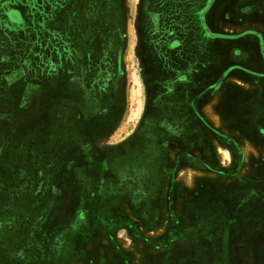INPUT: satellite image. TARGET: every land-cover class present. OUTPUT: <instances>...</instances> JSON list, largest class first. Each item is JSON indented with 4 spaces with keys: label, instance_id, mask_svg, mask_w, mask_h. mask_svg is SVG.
Wrapping results in <instances>:
<instances>
[{
    "label": "rangeland",
    "instance_id": "1",
    "mask_svg": "<svg viewBox=\"0 0 264 264\" xmlns=\"http://www.w3.org/2000/svg\"><path fill=\"white\" fill-rule=\"evenodd\" d=\"M138 1L0 0V34L4 37L13 23L19 25L20 21L23 26L30 28L37 21L53 20L56 24L54 31L62 37L64 45H70L64 46L68 50L64 55L60 54L62 58L65 57L64 61H69V67L77 70L79 62H83L82 66L86 62L92 69L96 63L101 73V84L107 85V89L110 87L109 75H117V85L122 91L117 94L116 100L123 103L126 93L128 96L132 94V85L137 84V88H141L143 71L147 67L141 60L142 54L149 49L154 53L150 65L156 69V55L160 50L157 44L145 46L141 43L142 31L138 26L142 14L133 11ZM228 3L230 12L226 19L229 18L231 25L229 38L199 35L196 44L186 53H181L179 58L182 59V67L206 64L205 67L200 66V75L194 84L197 86L196 92L211 81L210 76H217V79L222 77V71L227 66L224 83H219L225 85L224 88L220 87L224 89V95L211 91L200 99L231 106L227 111L230 117H235L232 120L237 121L236 117H240L247 125L229 124V128L223 129L230 137L229 151L220 152V158L214 159L213 166L208 162V168L201 157L198 158L200 168L195 179L198 183V199L202 201L198 204V211L203 212L199 218L203 223L213 218V222H209L213 223V247H209L211 236L201 237L203 244H194L196 247L192 250L188 249L189 243L184 242L176 254V264H264V123L251 124L254 117H257V121L264 120V101H257V112L250 106L255 97L243 104L249 95H257L256 79L250 82L251 94L245 99L244 89L238 86V76L243 75V64L249 62L246 47L249 32H257V0H219L212 14L220 17L223 13L226 15ZM95 5H128L131 10L128 18L134 23L129 44H126L125 14H117L118 21H121L118 23H115V15L111 16L114 21L112 27L101 28V32L108 33L102 36L105 44L102 49L96 47V52L104 59L101 61L91 58L93 53L90 49L93 46L88 42L95 38L94 29L84 28L93 19L102 26L109 20V13H84V10L93 12ZM15 8L22 11V20L17 13H12ZM154 16L157 19V14ZM207 19H210V15L206 17V22ZM150 20L155 22L154 17H150ZM62 22L70 29H63ZM78 24L81 26L79 30ZM35 28L37 33L43 31L36 25ZM28 32L23 34L25 38L29 37L26 35ZM111 35L112 39L109 40ZM13 38L8 39L12 41ZM62 39L59 38V43ZM78 42L80 47L74 45L73 49V44ZM238 47L240 49L235 51ZM28 48L27 45L22 50ZM29 69L28 57L23 56L20 61L15 59L14 52L0 55V264H77L78 261L99 264L107 261L116 245L112 237L99 236L94 219L103 213L102 208H109L107 203L110 197H105V193H110L109 182L120 178L122 181H136L135 185H139L137 180L147 177L146 183L153 184L149 195L152 199L156 190L160 193L163 191L158 189L162 186L159 176L154 173L160 170L159 165H156L157 162L149 164V152L142 146L136 148L128 158L122 155L125 154L123 151L111 149L121 143L117 140L120 138L118 134L123 137L131 127L126 132L124 125L118 126L122 129L117 134L115 130L110 131L115 128L117 121H111L110 118L118 116L117 110L121 108L115 112L106 105L116 94L106 91L94 93L89 89L93 83V71L89 69L85 79L73 78L77 86L69 83L70 91H55L50 96L52 111L48 117L41 116L38 122H31V115L36 111L35 104L40 105L44 99L41 94L35 98L36 94L31 93ZM84 83L87 84L85 92L79 93ZM139 90L135 94H139ZM185 100V96H181L180 102ZM78 102H85L87 107V103H93L90 104L92 108L86 109L84 125L78 120L82 114L77 107ZM97 102L102 105L99 106ZM102 116L106 118V128L103 126L94 132L93 126L96 124L93 121L100 120ZM217 126L218 130L223 128L222 124ZM95 134L101 136L100 140H96ZM111 150L114 151L113 156ZM111 170H114L112 174ZM159 175L162 176L161 173ZM188 176L189 172H182L183 179ZM103 179L108 186L100 188ZM121 188V193H128ZM202 191L209 194H203ZM153 210H157V207H153ZM179 210L187 211L183 207ZM184 238L191 242L194 236L187 235ZM141 239L137 241L148 238ZM119 240L125 245L132 244L130 237H120ZM157 242L151 240L150 244L156 246ZM207 247L209 254L205 255L203 250ZM136 250L139 256H143L149 248L147 245H137ZM165 254L160 256L164 258ZM112 256L114 260H119L114 252ZM161 264L173 263L168 261Z\"/></svg>",
    "mask_w": 264,
    "mask_h": 264
},
{
    "label": "crops",
    "instance_id": "2",
    "mask_svg": "<svg viewBox=\"0 0 264 264\" xmlns=\"http://www.w3.org/2000/svg\"><path fill=\"white\" fill-rule=\"evenodd\" d=\"M218 5L219 0L138 1L136 9L133 11L142 14V21H140L138 26L142 31L143 39L141 43L145 46L157 44L156 46H159L158 50H160L156 55L158 57L156 58V69H152L150 65L154 53L151 52L149 47L147 49L150 51L147 50L145 51L146 53L142 54L141 60L147 67L143 71L142 83H140L141 88L139 90L137 84L132 85V94L128 96L126 93L123 103L116 100L117 94L122 91L117 85V75H109L110 87L107 89V85L101 84V73L97 70L98 67L92 65V69H90L88 62V64L85 62L83 66V62L82 64H79V62L77 70H74V67H69V61H64L65 57L62 58L61 55L68 51L64 46L70 47V45H64L62 37L58 32L54 31L56 24L53 20L37 21L35 23L36 27L43 30L38 33L35 25L29 28L26 25L23 26L20 21L19 25L13 23L7 32L8 34L6 33L4 37L0 34V55L14 52L15 59H20V61L23 56L28 57L30 63L29 78H31L29 89L31 93L36 94L35 98H38L37 95L41 94V98L44 99L40 105L38 103L35 104L34 108H36V111L31 115V122H38V118L41 116L48 117L52 111L49 103L51 100L50 96L55 91H70L69 83L77 86L73 78L85 79L86 71L89 69L93 71V83L89 85V89L94 93L106 91L116 94L106 105L113 108L115 112L121 108L117 110L119 112L118 116L110 118L111 121L114 119H117V121L115 128L109 130H115L117 134L122 129L120 128L121 125L125 126L126 132L128 127H131L130 131L123 137H121L122 134H118L120 138L117 140L121 143L115 144L111 149L116 148L118 151H123L125 154L122 155L128 158L132 156L136 148L142 146L144 150L146 149L149 152V164H156L157 162L158 164L156 165H159L160 170L154 173L159 176L160 185L163 188L158 187V189L164 192L160 193L156 190L153 200L149 198L153 184L148 185L146 183L147 177L146 179L141 177L140 180H137L139 185H135L136 181H122L120 178L109 182L110 193H105V197H110V202L107 203L109 208H102L101 211L103 213L97 216L94 222L98 226L99 236L106 235L113 238V244L116 246L111 251L115 253L119 260H114L112 252H110V259L99 264H161L168 261L176 264V254H178L184 242L189 243L188 249L192 250L196 247L194 244H203L201 237L208 238L211 236L209 238L211 239L209 247H213V223H209L213 222V218L207 223L201 222L199 218L203 212L198 211V204H201L202 201L198 199V183L195 178L200 168L198 165L199 157L209 168L208 162L213 166L214 159L220 158V152L229 151L230 137L223 129L229 128L230 118L225 111L227 104H222V102L214 104L211 100L202 101L200 98L211 91L224 95L225 91L223 88L225 85L222 84L226 77L225 68L227 66L222 71V77L217 79V76L215 78L210 76L211 81L201 86L202 88L200 87L201 89L196 92L197 86L194 84L197 76L200 75V66L205 67L206 64L182 67L181 58L179 57H181V53H186L196 44L195 40L198 39L199 35L204 37L207 35L206 37L208 38H214V36L229 38L231 25L229 18L226 19V16L230 12L228 11L230 3L227 5L226 15L223 13L222 17L212 14L213 11H216L214 8ZM235 6L236 4L232 8L234 9ZM94 7L95 10L93 12L84 10V13H109V20L104 26L94 19L84 26L87 30L94 29L93 37L95 38L88 42V44L93 46L90 49V52L93 53L91 58L95 61H101L104 59L101 54L96 52V47L97 49L100 47L102 49L105 44L102 36L108 33L106 31L101 32V28L112 27L114 21L111 16L115 15L114 18L117 19L115 23H118L121 21H118L117 14L121 13V16L125 14L127 25L124 42L126 44H129L134 23L128 18V14L131 11L128 5L116 7L95 5ZM243 10L244 8L241 9V11ZM14 12L22 20V11L18 8ZM14 12L12 13L14 14ZM79 12L83 11L80 10ZM154 14H157V19H155ZM209 15L210 19H207L208 21L206 22V17L209 18ZM121 16L119 15L120 18ZM150 17H154L155 22L150 20ZM61 27L70 29V26H65L64 22H62ZM80 27L78 24L77 29L79 30ZM256 29L257 32H249L250 35L247 38L246 47H248L249 51L247 59H249V62L243 64L244 67L241 70L243 75L238 76V86L240 87L241 85L240 88L244 89L243 94L246 95L252 89L251 85H249L250 82L256 79L257 101L260 103V101H264V0H257ZM27 30L30 31L26 34L29 37L25 38L23 34L27 33ZM61 34L64 37V34ZM68 34L69 32H67ZM86 35H88V31ZM12 37L14 38L10 41L8 38L12 39ZM59 38L62 39L60 43ZM65 39H68V37ZM108 39L111 40L112 35ZM251 39L254 42L251 43ZM27 45L29 48L22 50ZM74 45L80 47L79 42L73 44V49ZM238 49L240 48H236L235 51ZM95 54L98 56H95ZM244 59L246 58L244 57ZM6 60L8 61L9 59L6 58ZM9 62H11V57ZM55 64L58 66L54 67ZM86 85V83L81 85L83 89L79 88V93L85 92ZM221 86L223 88H220ZM138 90L139 94H135ZM181 96H185V102H180ZM195 98H197V101L194 100ZM87 104H89V107L86 106L85 102H78L77 104L78 109L82 113L78 120L83 125L87 118L86 109L92 108L90 104L93 103ZM97 104L99 106L102 105L101 102H97ZM121 110H124L123 113H121ZM94 119H97V117H94ZM105 119V116H102L100 120L93 121L96 124L93 126L94 132H98L103 126L106 128ZM239 121H244V119ZM262 123H264V120L257 121L259 125ZM217 124H222L223 128L218 130ZM118 126L120 127L118 128ZM95 135L96 140H100L101 136ZM111 155H114L113 150H111ZM176 169H179V171ZM183 171L190 173L187 179L182 178ZM112 172L114 170L110 171L111 174ZM149 174L152 173L149 172ZM104 180L100 182V188H103V185L108 186L106 180ZM121 187L126 189L128 193H121L119 191L120 189L122 190ZM205 188L203 187V189ZM201 193L204 194L205 192L202 191ZM153 207H157V210H153ZM182 207L184 210L187 209V211L179 210ZM187 235L194 236V239L191 242L185 238L183 239ZM120 237L132 238L131 246L123 244L119 240ZM141 238L148 239L137 241ZM151 240H157L158 244L156 246L151 245ZM137 245L143 247L147 245L149 250L145 255L139 256L136 250ZM203 252L208 255V247ZM65 253L64 251V257ZM162 253H166L164 258L162 255L160 256ZM77 264H85V262L78 261ZM93 264H96V262Z\"/></svg>",
    "mask_w": 264,
    "mask_h": 264
},
{
    "label": "flooded vegetation",
    "instance_id": "3",
    "mask_svg": "<svg viewBox=\"0 0 264 264\" xmlns=\"http://www.w3.org/2000/svg\"><path fill=\"white\" fill-rule=\"evenodd\" d=\"M14 14H16V13L14 12ZM242 58H243V57H242ZM94 66H96V67L99 68V66H98L96 63L94 64ZM98 68H97V69H98ZM188 69H189V68H188ZM232 85H236V84H232ZM236 86H237V85H236ZM239 88H240V87H239ZM247 93L251 94V90H250V92H247ZM247 93H246V95L243 96L244 99H245V97L248 95ZM252 97H255V100H254L253 102L250 103V106H252V107H253V110H254L255 112H257V95H255L254 93H253L252 95H249L248 98H247V100H246L243 104L248 103V99H250V98H252ZM194 100L197 101V98H195ZM203 100H204V99H202V101H203ZM243 104H242V105H243ZM228 107H231V106H226L225 111L227 112V114H228V111H227V108H228ZM226 116H227V115H226ZM229 118H230V120H229V124H230V125H233V124H234V125H235V124H241V125H243V126H244V125H247L246 122H245V120H244V121H239V120H241L240 117H236V118H238L237 121L232 120V119H235V117H230V116H229ZM207 121H208V120H207ZM227 121H228V120H227ZM227 121H226V122H227ZM251 122H252L251 124L257 123V117L252 118V119H251ZM247 137H248V136H247Z\"/></svg>",
    "mask_w": 264,
    "mask_h": 264
}]
</instances>
